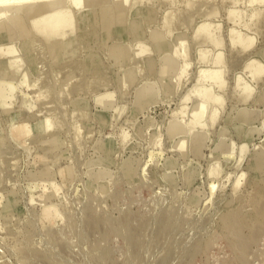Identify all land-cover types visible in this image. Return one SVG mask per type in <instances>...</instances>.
I'll use <instances>...</instances> for the list:
<instances>
[{"label": "rangeland", "instance_id": "obj_1", "mask_svg": "<svg viewBox=\"0 0 264 264\" xmlns=\"http://www.w3.org/2000/svg\"><path fill=\"white\" fill-rule=\"evenodd\" d=\"M59 1L0 18V264H264V3Z\"/></svg>", "mask_w": 264, "mask_h": 264}, {"label": "bare ground", "instance_id": "obj_2", "mask_svg": "<svg viewBox=\"0 0 264 264\" xmlns=\"http://www.w3.org/2000/svg\"><path fill=\"white\" fill-rule=\"evenodd\" d=\"M44 1H47V0H0V18L1 17H3V16H5V14L7 13L8 14V12H11V11H13V14L16 16L17 15V13H19V12H24L25 11V9H28V10H30V9H32L35 5H38V4H41L42 2H44ZM56 1V0H55ZM60 1H62V0H60ZM59 1V2H60ZM117 1H119V0H114L113 2L115 3V4H117L118 5V3H117ZM236 1V0H235ZM48 2H50V1H48ZM52 2V1H51ZM50 2V3H51ZM71 2H72V4H79V3H81V2H83V0H71ZM100 2V1H99ZM92 3V2H91ZM254 3H264V0H248V4H254ZM43 4V3H42ZM52 5H55V3H51ZM96 4H98V3H96ZM48 5H50V4H48ZM52 5L51 6H47L48 8H52ZM121 5V4H120ZM120 5H118V7H120ZM56 6V5H55ZM54 7V6H53ZM234 10V9H233ZM230 11V14H232V9H230L229 10ZM239 12V11H238ZM234 13V12H233ZM10 14V13H9ZM234 15V14H233ZM238 15V14H237ZM231 16V15H230ZM64 17V16H63ZM234 17V16H233ZM9 20V19H8ZM57 22H59V21H61V18H56L55 19ZM2 21V20H1ZM0 21V22H1ZM7 21V20H6ZM62 22L64 23V19L62 18ZM61 23V22H60ZM204 27V26H203ZM203 27H201V28H203ZM198 30V29H197ZM204 30H206L205 28L202 30V31H204ZM233 30V29H232ZM155 31V30H154ZM157 31V30H156ZM159 33V32H158ZM233 33H234V31H233ZM232 33V34H233ZM241 34V33H240ZM159 35H160V33H159ZM162 35V34H161ZM243 35V34H242ZM242 35H237V36H234V37H231V42H233V43H239V44H241L242 45V47L244 48V49H247V48H249V46H251V44H252V42H253V38H250V37H246V38H243L242 37ZM229 36H231V35H229ZM244 36V35H243ZM180 37V36H179ZM178 37V38H179ZM182 38V37H181ZM215 44H218L217 42L215 43ZM215 58L212 60V63H214V65L213 66H215V63L217 64L218 63V66L220 65L219 64V62H222L221 61V57H220V53H218V54H216L215 56H214ZM211 61V60H210ZM211 63V64H212ZM255 63V62H254ZM253 63V60L252 61H250L248 64H247V66L246 67H248V68H250V69H252L254 66H255V68L253 69V71L251 72V74L253 73V74H255V75H261L262 74V72H263V68L260 66V65H255ZM222 64V63H221ZM213 66H210L209 67V69H207V70H205L204 68V70H202L201 72H200V76H199V73H198V78H202V79H204L205 81H207V83L209 82L210 84V86L211 87H213L214 85L216 86L217 85V87H222L223 86V82H222V79H221V71L220 70H218V68H216V69H212L211 67H213ZM215 67H217V66H215ZM220 67V66H219ZM211 68V69H210ZM249 69V70H250ZM250 72V71H249ZM237 76V75H236ZM235 76V77H236ZM238 77H240L239 75H238ZM238 79V78H237ZM236 79V80H237ZM239 80L240 79H238V81H237V83H239ZM198 81V80H197ZM202 81V80H201ZM164 82V81H163ZM204 82V81H203ZM236 82V81H235ZM245 86V85H244ZM249 88V87H248ZM247 87H245V88H242L244 91V96L245 97H247L248 95H249V93H250V88L248 89ZM199 94H200V96L201 97H204L205 95H206V93H207V90H205V89H199V92H198ZM200 99V98H199ZM202 100H204V99H202ZM215 101H217L218 100V98L216 97L215 99H214ZM212 101H213V99H212ZM214 103V102H213ZM48 108V107H47ZM185 112V111H184ZM202 112H203V105L202 104H199V105H195L194 106V108H193V110H192V113H191V121L189 120V123H196V121H198L199 120V117L202 115ZM72 113H73V111H72ZM183 113V112H182ZM180 114V113H179ZM175 115V114H174ZM212 115V114H211ZM239 119H240V124L242 125V123H246L247 121H249V117H248V114H247V112H245V110L244 109H241L240 110V112L238 113V116H237ZM39 119V118H38ZM49 121L47 120V119H43L42 121H39L38 123H36L34 126H33V128L34 129H36V130H40V131H46L49 127H50V125H49ZM240 125V126H241ZM190 127H191V124H190ZM237 129H239V127H237ZM224 128H222L221 130H220V132L222 133V132H224ZM25 133H27V131H24V133L23 134H25ZM123 137V136H122ZM246 137L248 138L249 137V134H247L246 135ZM174 147V146H173ZM211 170V169H210ZM211 172V171H210ZM213 172V171H212ZM212 172H211V174H212ZM213 173H216V171H214Z\"/></svg>", "mask_w": 264, "mask_h": 264}]
</instances>
